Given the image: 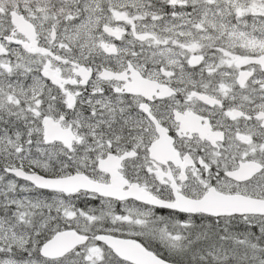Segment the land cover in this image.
<instances>
[{
    "label": "snow or ice",
    "instance_id": "obj_1",
    "mask_svg": "<svg viewBox=\"0 0 264 264\" xmlns=\"http://www.w3.org/2000/svg\"><path fill=\"white\" fill-rule=\"evenodd\" d=\"M0 264H264V0H0Z\"/></svg>",
    "mask_w": 264,
    "mask_h": 264
}]
</instances>
